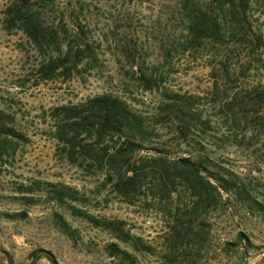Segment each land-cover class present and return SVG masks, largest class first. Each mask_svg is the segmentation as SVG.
<instances>
[{"label": "rangeland", "instance_id": "1", "mask_svg": "<svg viewBox=\"0 0 264 264\" xmlns=\"http://www.w3.org/2000/svg\"><path fill=\"white\" fill-rule=\"evenodd\" d=\"M11 1L0 0V107L18 135H0V211H26L29 217L0 220V264H118L106 251L109 243H120L115 234L72 215L73 205L100 220L124 221L126 230L150 246L129 248L138 264H264L260 216L226 194L198 201L180 184L166 187L151 171L154 158L172 162L196 153L202 141L208 156L264 199V107L249 104L264 91V0H246V19L239 25L229 0L40 1L33 7L42 20L40 42L18 23L8 26ZM210 8L221 38L194 41L190 15ZM66 55L72 63L43 80L39 70ZM103 94L126 101L152 120L158 134L126 157L120 170L109 165L116 139L87 138L80 140L84 149H73L78 141H69L72 134L60 136L68 128L55 117L57 107ZM175 95L209 121L207 134L179 140L170 123L156 124L157 111ZM116 172H137L139 183L117 186ZM37 182L41 191L25 190ZM55 186L75 190L80 200L51 201L47 190ZM24 196L39 201L28 205ZM59 216L74 237L60 227Z\"/></svg>", "mask_w": 264, "mask_h": 264}, {"label": "trees", "instance_id": "2", "mask_svg": "<svg viewBox=\"0 0 264 264\" xmlns=\"http://www.w3.org/2000/svg\"><path fill=\"white\" fill-rule=\"evenodd\" d=\"M39 1V2H38ZM12 0L8 7L7 22L10 24L18 23V27L35 42H40L44 37L42 20L39 11L33 8L34 5L52 0ZM187 1V0H186ZM232 5L229 6L237 24L242 23L246 19V8L248 2L246 0H229ZM240 8V9H239ZM236 9L239 12L236 13ZM210 8L207 12H198L190 15L188 28L194 41L200 40L203 36L210 35L215 39L221 38L220 22L211 13ZM54 39H56L54 37ZM80 54L77 55L79 57ZM80 60V59H79ZM69 61V56L66 58H58L53 60L48 66H44L39 70L43 80L51 79L55 73ZM73 62V67L76 66ZM70 66V65H69ZM70 68V67H69ZM175 98V101L170 104H164L157 111L156 124L166 122L174 127V137L181 140H189L191 135H199L206 133L211 129L209 121L202 120L201 114L190 108L189 101H177L181 98L180 95L170 96ZM254 107H264V91L255 93L250 98V103ZM55 117H61L65 121L64 128L68 130H60V136L72 134L69 141H78L76 147L84 149L85 146L80 144V140L87 138H95V142L103 141L105 137H111L115 140L116 152L109 162L110 167L120 170V164L123 163L130 154L144 149L146 141H151L156 138L154 125L152 120L147 121L146 116L134 111L129 104L112 94H103L89 99L85 104L79 106H61L55 109ZM11 115L0 107V135L5 139L11 136L16 137L17 131L12 128L9 123ZM82 135H85L82 138ZM93 138V139H94ZM200 149L195 153H189L185 157H180L175 160H167L164 156L154 158L156 167L152 169L153 175L160 183H166L165 186H174L180 184L185 190H188L198 201L216 199V196L222 197L226 194L228 198L234 200L246 211L260 216L264 220V199L259 190L254 188L245 178L236 174L232 170L217 163L213 158L208 156L206 146L202 141H197ZM158 151L160 148H147ZM164 153V152H162ZM118 174L117 186L119 184L135 187L139 183V175L137 172L132 175L116 172ZM27 186L25 190L34 193L41 191L42 183L37 182ZM53 196L51 201L57 204L67 205L71 202H78L80 198L78 192L67 187L47 190ZM28 205H35L39 200L35 196H24L21 198ZM69 211L72 215L80 214L99 229L114 233L118 243H109L106 246L108 255L115 258L118 264H138V257L135 252L129 251V248L136 249L134 251L148 250L147 246L140 237L125 229L124 221H110L107 219L100 220L99 218L85 213L77 206H71ZM29 217L28 212L5 213L0 211V220H24ZM61 220L59 225L63 231L72 237L75 236L71 232L70 225L66 220L59 216ZM189 227V224L187 225ZM122 243V245H121Z\"/></svg>", "mask_w": 264, "mask_h": 264}]
</instances>
